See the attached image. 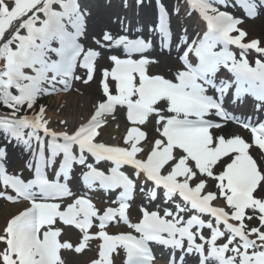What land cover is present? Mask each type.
Segmentation results:
<instances>
[{"label":"snow or ice","instance_id":"1","mask_svg":"<svg viewBox=\"0 0 264 264\" xmlns=\"http://www.w3.org/2000/svg\"><path fill=\"white\" fill-rule=\"evenodd\" d=\"M154 3L157 22L146 33L139 16L151 0H120L124 15L112 23L122 34L105 27L85 47L92 12L82 0H0V106L7 109L0 115V199L29 205L2 229L0 264H66L64 251L83 254L90 241L99 243L88 264H115V257L122 264H264V39L249 38L245 19L221 10L239 7L256 19L264 0L174 4L171 15L183 10L206 23L194 36L187 27L174 36L169 10ZM165 49L178 61L171 78L151 71ZM97 72L90 115L71 128L66 119L58 120L61 130L50 127L38 101L68 92L74 81L88 85ZM250 102L255 120L229 110ZM118 109L130 126L122 143L103 142ZM229 122L250 140L225 136ZM149 124L154 138L141 127ZM13 142L35 159L34 178L8 174ZM100 192L115 206L98 208L90 194ZM137 196L161 203L156 210L141 203L133 222ZM114 226L130 231L109 232ZM66 227L81 234L77 244L61 240Z\"/></svg>","mask_w":264,"mask_h":264},{"label":"bare ground","instance_id":"2","mask_svg":"<svg viewBox=\"0 0 264 264\" xmlns=\"http://www.w3.org/2000/svg\"><path fill=\"white\" fill-rule=\"evenodd\" d=\"M89 1L92 4V0H82L83 4H86L87 7L89 5ZM94 3L97 5L96 10L93 11L91 19L94 21H97V23L102 22V24H106L110 27H114L111 21V18L109 20L108 14H114L113 17L116 16L120 12V15L123 13V10L119 9L118 6H111L108 7L107 4L103 3L102 0H94ZM109 10L111 12H109ZM145 12L149 11V8H146L143 10L142 18L145 17ZM101 12L104 13L100 14ZM99 13V14H98ZM124 15V14H123ZM117 17V16H116ZM243 18V17H242ZM134 19V18H133ZM244 19V18H243ZM136 21V20H133ZM246 21V20H245ZM112 22V21H111ZM255 21H249L247 20L242 27L247 30L249 33V38H261L264 39V19H261L257 24L254 23ZM116 26V25H115ZM95 26H91V30L93 31ZM99 28V27H97ZM96 28V30H97ZM95 32V31H93ZM176 55V53H174ZM158 59H160L159 65H157V73L163 72L164 75H166L168 78H171L173 73L175 72L178 63L176 60H174L173 56L167 54V55H162L158 56ZM107 65V64H106ZM105 65V66H106ZM98 73V72H97ZM99 89L95 88H90L89 92L84 93V94H72L69 93L67 95H56V100H60V104H63V110L61 111V114H51L49 119L51 121L50 127L56 130H61L63 128V125L58 124L59 119H66L68 121L69 127L75 126L81 119L86 118L92 111V105L95 99L99 96ZM67 96V97H66ZM67 98V99H66ZM116 119L118 122L111 121L110 123L104 128L103 134L101 136L102 140H105L109 143H117L121 142L119 141V137L123 136L125 134L124 130L126 126L129 127V123L126 120V114L124 113L123 110L120 109V111H117L115 113ZM110 119V118H109ZM119 124V128L116 127V125ZM142 127V126H141ZM143 130H146L149 132L150 137L154 138L157 133L153 131V126L149 124L146 127H142ZM223 134L225 136H231L235 134H239L245 139H247V134L245 130L241 127L236 128V131L234 132L231 129V125L228 123L227 126L222 130ZM123 132V133H122ZM112 137H117V139H113ZM12 209L16 210L19 205L11 206ZM9 208V207H8Z\"/></svg>","mask_w":264,"mask_h":264},{"label":"rangeland","instance_id":"3","mask_svg":"<svg viewBox=\"0 0 264 264\" xmlns=\"http://www.w3.org/2000/svg\"><path fill=\"white\" fill-rule=\"evenodd\" d=\"M109 12H111L109 10ZM100 14L104 15L103 12H101ZM261 19H264V16H259L258 18H256L254 21L255 24H257ZM97 24H102V22L97 23V21H91L90 22V28L91 26H95ZM104 26V25H103ZM103 28H99L96 32L95 35H99L100 32L102 31ZM108 67H110V65H108ZM157 70V67H152L151 71L153 72H157L155 71ZM99 72L96 74V78L93 82H90L88 85H84L83 83L76 81L75 84H73V88L71 90H69L68 92H65V95L72 93V94H84L89 92L90 88H95V89H99ZM63 92H61L60 94H62ZM48 99H46L45 101V106L47 108V118L50 117L51 114H61V111L63 110V104H60V100H56V94L53 95H49L47 96ZM67 97V96H66ZM67 99V98H66ZM62 106V107H61ZM118 122V121H117ZM144 127V126H142ZM123 133V132H122ZM5 146V145H4ZM13 144H9L7 145V152H9L11 149H13ZM14 152H10V155L16 156L17 154H19V151L15 149H13ZM256 153V152H254ZM10 159L12 157H9ZM10 168H12V165L10 164ZM70 202V201H69ZM27 204V202L24 203L23 207H25ZM96 206L99 208L98 204L95 203ZM15 205H19V207L14 210L12 209L11 206H15ZM21 203L19 204H12V203H8L5 202L4 199H0V234H2V229L5 227V220H8L9 217H11L12 215H14L17 210L21 207ZM9 207V208H8ZM103 209V208H101ZM131 219L133 220V222L136 221L137 217H138V213L135 212V209L133 208L131 210ZM57 226L63 227L62 225H60L58 223ZM96 229L93 228L91 231H95ZM109 232H117V231H130L129 229L126 228V226H119V227H110L108 229ZM81 234L79 232H76L75 230L66 227L64 230L63 235L61 236V240L63 241H70L71 243H73L74 245L77 244L80 240ZM99 241H90V248L91 250H85V252L83 254H75L73 252L70 251H64L63 252V256L66 260V264H88V261L90 258H93L96 255V250H97V245H98ZM3 246L0 245V248H2ZM115 257V261H116Z\"/></svg>","mask_w":264,"mask_h":264}]
</instances>
